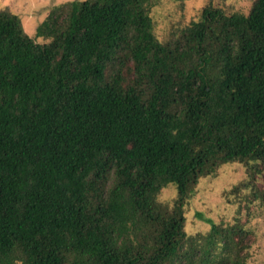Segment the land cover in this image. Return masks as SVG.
Segmentation results:
<instances>
[{
	"label": "trees",
	"instance_id": "1",
	"mask_svg": "<svg viewBox=\"0 0 264 264\" xmlns=\"http://www.w3.org/2000/svg\"><path fill=\"white\" fill-rule=\"evenodd\" d=\"M151 3L57 5L43 43L0 17V264H246L249 229L188 237L183 204L219 167L264 166V0L209 3L170 45ZM126 56L146 96L106 79Z\"/></svg>",
	"mask_w": 264,
	"mask_h": 264
},
{
	"label": "rangeland",
	"instance_id": "2",
	"mask_svg": "<svg viewBox=\"0 0 264 264\" xmlns=\"http://www.w3.org/2000/svg\"><path fill=\"white\" fill-rule=\"evenodd\" d=\"M71 0H0V17L17 15L24 32L36 42L43 43V37H37L36 27L47 17L57 5L66 6ZM253 0H152L149 15L152 19V32L161 45L168 44L180 32L198 23L201 10L211 3L226 12H248ZM67 11L59 13L57 23L63 26L68 17ZM64 32V31H63ZM61 32V34H63ZM50 53H54L51 51ZM125 57L115 66L107 67L106 79L113 76L123 85V90L132 91L134 82L139 78L133 70L132 62ZM133 66V67H132ZM140 73V72H139ZM149 79V78H148ZM151 82H138L136 92L149 94ZM161 189L158 200L173 204L177 193L173 184ZM249 210V211H248ZM185 223L183 230L186 235L194 236L210 229V221L223 225H237L247 228L246 236L249 243V255L246 264H264V166L252 160L229 165L228 170L219 167L216 172L200 178L191 189L183 204ZM71 242V241H70ZM200 243L203 242L200 240ZM77 248V246L75 245ZM70 257L74 254L68 253ZM19 263V261H18Z\"/></svg>",
	"mask_w": 264,
	"mask_h": 264
}]
</instances>
